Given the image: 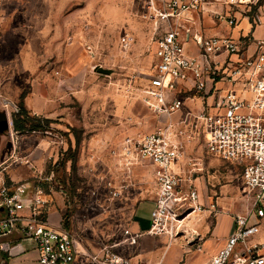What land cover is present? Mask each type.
<instances>
[{
	"label": "rangeland",
	"instance_id": "obj_1",
	"mask_svg": "<svg viewBox=\"0 0 264 264\" xmlns=\"http://www.w3.org/2000/svg\"><path fill=\"white\" fill-rule=\"evenodd\" d=\"M144 13L143 0H0V111L8 126L0 139V175L7 182L25 183L51 172L53 205L64 225L94 250L119 242L124 252H134L136 245L120 242L123 229L132 223L136 204L153 194L146 167H121L110 152L121 138L149 132L166 120L155 116L143 98L156 61L152 24ZM243 13L253 27L260 25L253 33L259 35L264 0L244 6ZM95 65L111 72L97 73ZM21 94L36 107L35 114L26 108L31 116L48 119L45 131L13 129ZM190 107L196 110L197 105ZM186 156L201 163L195 183L210 218L211 202L217 213L245 211L239 166L209 154L201 132L190 139ZM107 181L127 188L111 197ZM150 207L140 202L136 216L148 218ZM190 220L185 223L188 240L186 233L168 240L140 231V257L161 256L164 264H174L184 256L186 263V248L195 249L196 238H202L198 229L192 232Z\"/></svg>",
	"mask_w": 264,
	"mask_h": 264
},
{
	"label": "built area",
	"instance_id": "obj_2",
	"mask_svg": "<svg viewBox=\"0 0 264 264\" xmlns=\"http://www.w3.org/2000/svg\"><path fill=\"white\" fill-rule=\"evenodd\" d=\"M143 1V17L152 24L156 60L143 85V98L155 116L166 120L149 132L121 138L110 152L121 167L149 171L153 207L144 233L168 240L186 233V240L191 239L185 223L206 207L195 183L201 163L187 158L186 148L201 132L209 154L241 168L248 200L243 213L230 214L231 232L201 264H264V37L257 38L249 51V44L230 33L205 35L199 23L206 15L213 22L225 20L234 26L241 17L248 19L243 7L256 0ZM188 13L197 14V26L186 25L191 21ZM188 41L195 53L186 49ZM209 90L214 96L211 104L199 112L186 110V102ZM52 177L50 172L28 188L0 175V239L18 233L31 240L37 252L31 264H136L118 249L119 242L103 244L94 253L81 245L63 220L58 229L50 225L48 212L56 197ZM107 188L116 197L127 185L116 188L107 181ZM63 191L60 187L68 198ZM208 206L214 215L218 212L215 202ZM142 233L127 227L120 242L134 246ZM4 243L0 241V249ZM195 248L200 250L201 243Z\"/></svg>",
	"mask_w": 264,
	"mask_h": 264
},
{
	"label": "crops",
	"instance_id": "obj_3",
	"mask_svg": "<svg viewBox=\"0 0 264 264\" xmlns=\"http://www.w3.org/2000/svg\"><path fill=\"white\" fill-rule=\"evenodd\" d=\"M190 17V22H186V25H194L197 26V14L188 13ZM192 22L194 24H192ZM201 24V27L203 29V32L205 35H213V34H225L230 33L232 37L236 39H242L245 41L246 44H249V51L253 50L255 41L257 38H263L264 37V30H261L259 32V35H254V30L257 25H252L249 19L246 17H241L237 24L234 26H228L225 20H217L212 21L208 16L204 15L202 19L199 22ZM247 34H250L249 40H245L247 37ZM186 49L190 51L191 53H195V48L193 46V43L191 41L186 42ZM221 83H218L217 86H220ZM209 87V86H208ZM214 96L211 94V90L200 93L194 97L192 101L186 102V110H191L193 112H199L201 111L205 106L208 104H211L213 102ZM32 101L30 98H26L23 100L24 106L28 109L32 110V114H35L36 107L34 108L32 106ZM191 103H196L197 108L196 110H192L190 107ZM40 146V145H39ZM14 152V151H12ZM14 154V153H13ZM13 154L9 157L12 158ZM197 179L195 180V182ZM16 180H12L10 183H15ZM32 183V181H27L25 184L28 186ZM199 189V188H198ZM200 194V189H199ZM26 197H29V193H26ZM153 194L148 197L147 199H144L142 201H147L151 207L150 211L153 207ZM139 201L134 210H133V221L129 226V229L133 232L138 231H144L149 226V217L148 218H140L136 216V212L138 209V206L140 205ZM56 205V204H55ZM53 205L49 209L48 212V219L50 225L58 229L62 223V216L61 213L56 209V206ZM210 214V212H209ZM209 214L204 211L202 214H196L193 216L192 221L189 222L190 228L192 230L198 229L202 235L201 238V249L197 250L186 248V263L184 260V256H179V258L176 260L174 264H201L203 262H206L209 260V258L215 254V252L221 247L223 244V241L225 237L231 232L232 230V218L229 214L225 213H216L212 218H210ZM211 215V214H210ZM197 216V217H195ZM0 241L5 242L3 245V248L0 249V264H31L34 262V260L37 257V252L35 250V245L31 240L23 239L18 233H13L7 237L1 238ZM24 242L28 243L27 247H23L22 244ZM86 249H88L91 252H98L99 248L95 249L90 246L89 243H82ZM155 245V244H154ZM153 246V245H152ZM139 243L137 241L136 247L134 249V252H124L125 247L124 246H118V249H121L125 255L129 256L131 260L136 264H164L161 256L154 259H144L141 258L138 253ZM9 260V261H8Z\"/></svg>",
	"mask_w": 264,
	"mask_h": 264
},
{
	"label": "trees",
	"instance_id": "obj_4",
	"mask_svg": "<svg viewBox=\"0 0 264 264\" xmlns=\"http://www.w3.org/2000/svg\"><path fill=\"white\" fill-rule=\"evenodd\" d=\"M24 94L19 96L18 111L12 118L13 129L18 133H29L36 131H45L48 127V119L39 116H31L23 103ZM6 118L3 111H0V133L7 132ZM63 183V182H62Z\"/></svg>",
	"mask_w": 264,
	"mask_h": 264
},
{
	"label": "water",
	"instance_id": "obj_5",
	"mask_svg": "<svg viewBox=\"0 0 264 264\" xmlns=\"http://www.w3.org/2000/svg\"><path fill=\"white\" fill-rule=\"evenodd\" d=\"M93 70H94L95 72H97V73H100V74H109V73L111 72L110 69H108V68H104V67H102L101 65H95V66L93 67ZM5 128H6V130H8V126H7V124H6ZM0 132H1V131H0ZM2 135H3V134L0 133V139H1V136H2Z\"/></svg>",
	"mask_w": 264,
	"mask_h": 264
}]
</instances>
